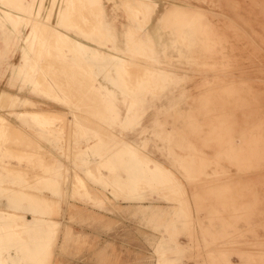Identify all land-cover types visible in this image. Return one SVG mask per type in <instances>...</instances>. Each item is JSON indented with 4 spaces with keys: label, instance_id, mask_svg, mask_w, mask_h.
<instances>
[{
    "label": "rangeland",
    "instance_id": "1",
    "mask_svg": "<svg viewBox=\"0 0 264 264\" xmlns=\"http://www.w3.org/2000/svg\"><path fill=\"white\" fill-rule=\"evenodd\" d=\"M169 1L156 36L148 26L157 2L124 0L129 24L121 46L102 0H0V264H33L27 254L36 252L39 264H264V249H245L264 243V217H193L177 176L149 157L152 146H168L166 129L176 119L188 123L187 105L196 109L198 95L215 91L203 114H216L220 135L213 144L205 128V164L236 172L223 120L230 110L264 108V0ZM95 75L112 88L123 84L126 101L138 87L162 96L146 111L142 135L132 131L135 106L126 107L120 129L93 121L100 106L89 95ZM170 84L171 93L185 96L166 110ZM122 129L131 132L123 136ZM91 152L102 157L93 167ZM116 153L119 160L102 164ZM151 169H159L157 181L140 177ZM257 186L262 205L264 184ZM148 189L168 192L173 207L165 196L133 198ZM245 197L250 203L253 193ZM184 205L188 212L180 211Z\"/></svg>",
    "mask_w": 264,
    "mask_h": 264
},
{
    "label": "crops",
    "instance_id": "2",
    "mask_svg": "<svg viewBox=\"0 0 264 264\" xmlns=\"http://www.w3.org/2000/svg\"><path fill=\"white\" fill-rule=\"evenodd\" d=\"M152 1L157 2L158 8L152 17L148 29L152 30L154 35H156L160 17L166 12L170 6L169 4L173 3L169 0ZM102 4H104L105 7V15L117 28L118 44L122 46L125 41L122 32L125 25L129 24L125 9L123 5H121L124 4V0H102ZM175 4L184 5L183 3L176 2ZM59 9L60 5H58V8L55 10L53 18L54 24L57 22ZM70 34L80 38L88 44L94 45L93 42L73 32H70ZM103 49L108 50V48ZM110 76L111 78L117 79L116 74ZM107 82L108 80L105 75H100L99 77L96 76L90 87L89 95H91L93 99L95 98L94 100H97L95 104L100 105L99 107L94 108L96 114L94 115V120H92L97 124L100 123L102 126L103 124L101 123L103 122H116V128L120 129L121 127L119 126V123L128 120L126 118V107L130 108L135 106L138 108V113H136L137 117L134 118L138 121V125L134 126L132 131H136V133L142 135V133L145 132L143 128L146 127H143V122L146 119V115L150 114L149 112L146 114V111L149 110L150 105H155L158 101H161L162 96L149 94L148 91L153 90L149 89L150 87H138V96H134L135 98L126 101L123 97V91L125 89L123 84H119L118 82L117 86L112 88ZM175 85L170 84L168 88L166 87L167 91L163 98L166 100V110L173 104H177L176 101L184 95L175 94L174 92L171 93V90ZM110 91L113 92L112 98H109ZM214 92L215 91L212 93L203 92L198 95V98L203 97V99L202 101L195 103L193 101L192 104L196 106V109H191L190 111L189 103L187 105V117H184L185 119L187 118L186 120L188 123L183 126L179 124L178 119H176L177 123L171 126V130L166 129L168 133H172L170 142L168 141V146L166 145L162 149L152 146V149L149 151V157L177 176L181 191L180 201L182 204L188 202L193 217H221L224 216L223 213H229L232 217H239L242 219L264 217L257 212L260 211V206H264V202L261 205L260 202H262V200L259 198V195L256 194V190L259 188L257 184H264V108L261 107L260 111H257V109L253 111L252 108L249 109L244 106L242 110L235 109V111H232V115L230 110V117L223 120L224 125L228 122L230 131L229 135H232V141L228 144V147L230 148L228 155L229 163L235 165L236 172L233 173V171L227 166H220V168H218L216 162L212 163V165L214 164V167H208L211 165H209V163L205 164V156L206 154L209 155V152L205 149V128L209 131L206 135L210 133L209 137H214L213 144H216V138L220 135V125L218 123L214 125V121H219L218 118L215 117L216 114L206 115L203 114V110L205 103L212 104L211 98L213 97L211 95H214ZM54 101H56V99H54ZM229 106H232V97H229ZM251 112H255V115ZM198 113L199 116L197 115ZM122 131L123 136H126L131 132V130L123 129ZM94 132L95 131H90V133L87 134V137L91 139L95 137L96 133ZM136 133H134V137L137 136ZM236 139H240V142ZM175 146L180 147L181 153L176 151ZM138 147L140 148L141 146ZM93 154L94 153L92 152L90 155L86 153V159L88 155L92 167L94 160L98 165L102 158L98 157V153L94 154L95 156ZM144 154L146 153L144 152ZM211 157L212 156L207 158L216 160L214 155L212 158ZM88 162H86V167ZM220 165L224 164L220 163ZM239 174L246 177L245 180L238 177ZM251 174H255L256 176L251 178L249 176ZM231 176L232 178L235 177L234 181H219L223 177ZM252 184H254L255 187H253ZM97 185L98 191L103 193V191L99 190L100 187L103 188L102 183ZM250 192L253 193V199L250 203L245 202L244 198H246V193ZM166 194L169 195L168 192H166L165 195H161V190L158 189H148L133 198L139 199L143 195H148L151 200L153 196L159 198L165 196V202L173 207V204L168 202L171 198ZM231 194L232 198H229ZM110 195L111 200H114L115 202L120 201L114 195ZM154 209H156V207H154ZM182 210L188 212L187 206L184 205V207L180 208L181 212H183Z\"/></svg>",
    "mask_w": 264,
    "mask_h": 264
},
{
    "label": "bare ground",
    "instance_id": "3",
    "mask_svg": "<svg viewBox=\"0 0 264 264\" xmlns=\"http://www.w3.org/2000/svg\"><path fill=\"white\" fill-rule=\"evenodd\" d=\"M150 12V10L148 11V13ZM151 13V12H150ZM150 15V14H149ZM152 15V14H151ZM158 31V30H157ZM157 34H158V32H156ZM154 35V34H153ZM154 38L156 37V36H153ZM198 44V43H197ZM198 46V45H197ZM196 46V47H197ZM144 47H146V46H143V49H146V48H144ZM194 51V50H193ZM133 52H135V53H137L136 52V50H133ZM219 54V53H218ZM78 67H80V68H82V69H84V70H87L88 68L87 67H89L88 65L87 66H85V65H82V64H79L78 65ZM124 68H125V70H127L129 67H128V65H126V66H124ZM81 72V71H80ZM85 74V73H84ZM91 82V81H90ZM127 84H129V85H131L130 84V82L129 81H127ZM33 114V113H32ZM36 114V113H35ZM37 115H41L43 118L45 117L46 119L49 117V116H51V115H49L48 113H42V112H37ZM35 116V115H34ZM50 118V117H49ZM54 118V117H53ZM45 119V120H46ZM41 120V119H40ZM51 121V120H50ZM41 122V121H40ZM43 122V121H42ZM48 123H50V122H48ZM13 127V126H12ZM11 127V128H12ZM19 135H21V136H23L20 132L18 133ZM18 138V137H17ZM119 158H120V153H116L113 157H111V158H108V159H106L102 164H105V163H111L110 161H116V160H119ZM101 164V165H102ZM159 169H157V170H150V171H147V172H142L141 174H140V177L141 178H149V179H156V181H157V179H158V177H159ZM77 181V180H76ZM47 183V182H46ZM78 183H81V182H78ZM77 186V185H76ZM80 187V186H79ZM258 246H260V247H258ZM257 247H254V248H252V247H245V249H247L248 251H251L252 253H261V251H256L257 249H264V243H262V244H260V245H258ZM28 256H27V258H29V260H31V262L33 263V264H39V262H38V259H37V255H38V252H36V253H28L27 254ZM254 259H256V258H254Z\"/></svg>",
    "mask_w": 264,
    "mask_h": 264
}]
</instances>
